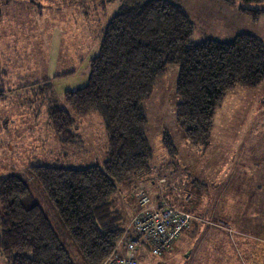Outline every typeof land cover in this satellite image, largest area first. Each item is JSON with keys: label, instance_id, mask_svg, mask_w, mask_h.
Segmentation results:
<instances>
[{"label": "rangeland", "instance_id": "obj_1", "mask_svg": "<svg viewBox=\"0 0 264 264\" xmlns=\"http://www.w3.org/2000/svg\"><path fill=\"white\" fill-rule=\"evenodd\" d=\"M170 1L188 10L195 41H228L248 32L264 43V14L253 20L238 15L240 6H219L217 0ZM241 4L264 9V2ZM119 5L118 0H9L1 8L0 176L17 174L28 184L76 264H85L84 258L30 167L103 163L108 134L102 117L95 111L78 116L64 93L87 83L89 61ZM178 73L177 64L168 65L144 105L153 168L129 176L111 197L127 231L120 250L126 252L133 234L137 193L145 191L154 202L185 208L193 217L170 250L156 258L147 251V257L164 264H264V81L256 89L228 93L203 149L190 145L176 122ZM52 102L71 112L82 142L57 138L48 115ZM165 131L177 148L175 156L163 148ZM3 259L0 264H6Z\"/></svg>", "mask_w": 264, "mask_h": 264}, {"label": "trees", "instance_id": "obj_2", "mask_svg": "<svg viewBox=\"0 0 264 264\" xmlns=\"http://www.w3.org/2000/svg\"><path fill=\"white\" fill-rule=\"evenodd\" d=\"M7 1L0 0V18ZM118 1L102 31L98 53L89 61L87 83L64 93L78 116L95 111L102 117L108 134L105 160L84 167H30L85 264H101L114 250L121 251L127 231L111 197L129 176L153 168L144 105L168 65L179 67L176 122L195 148L209 147L215 114L229 92L256 89L264 81V43L255 35L241 32L228 41H195V23L183 5L170 0ZM220 1L240 6V13L253 20L264 14L262 8L241 4L264 0ZM3 96L2 91L0 99ZM48 115L62 143L81 142L69 110L52 102ZM162 145L171 156L177 154L167 131ZM132 233L128 240L137 236ZM139 250L148 251L139 248L137 257ZM0 257L6 264H76L17 174L0 176Z\"/></svg>", "mask_w": 264, "mask_h": 264}, {"label": "built area", "instance_id": "obj_3", "mask_svg": "<svg viewBox=\"0 0 264 264\" xmlns=\"http://www.w3.org/2000/svg\"><path fill=\"white\" fill-rule=\"evenodd\" d=\"M138 207L131 227L136 237L126 243V252L114 250L101 264H140L139 248L161 255L170 250L181 234L190 227L192 214L166 202H154L145 191L137 193Z\"/></svg>", "mask_w": 264, "mask_h": 264}, {"label": "crops", "instance_id": "obj_4", "mask_svg": "<svg viewBox=\"0 0 264 264\" xmlns=\"http://www.w3.org/2000/svg\"><path fill=\"white\" fill-rule=\"evenodd\" d=\"M217 2V4L219 5V6H229V7H232V6H230V5H227V4H225V3H223L222 1H220V0H217L216 1ZM227 8V7H226ZM239 12V11H238ZM240 12H239V16H240ZM235 90V89H234ZM233 90V91H234ZM228 95V94H227ZM80 135V134H79ZM81 142H82V138H81ZM107 146H108V141H107ZM108 148V147H107ZM107 152V151H106ZM107 154V153H106ZM104 160H105V158H104ZM162 179V178H161ZM160 181H163V180H160ZM152 201H155V200H152ZM158 201V200H157ZM136 205L137 204H135L134 205V207L136 208ZM134 211H135V209H134ZM130 221V219L128 220V222ZM184 233V232H183ZM179 240V239H178ZM121 248V247H120ZM121 250L123 251V248H121ZM146 253H148V252H146V251H144V250H139V253H138V258H139V261H140V264H164V262H159V261H157L155 258V256H152V255H150L151 257H155V258H149V257H147L146 256ZM162 257V256H161Z\"/></svg>", "mask_w": 264, "mask_h": 264}]
</instances>
